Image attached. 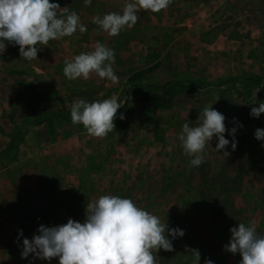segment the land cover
<instances>
[{
	"label": "rangeland",
	"instance_id": "rangeland-1",
	"mask_svg": "<svg viewBox=\"0 0 264 264\" xmlns=\"http://www.w3.org/2000/svg\"><path fill=\"white\" fill-rule=\"evenodd\" d=\"M50 2L59 3L61 12L76 11L87 31L41 45L35 60L19 57L18 46H7L0 54V151L10 134L22 132L16 157L0 163V264H59V258H22L23 239L31 240L40 225H62L70 218L83 223L87 204L101 195L131 198L185 231L173 242L174 251H154L156 264H194L183 242L191 236L190 227L193 240H199L197 250L207 240L197 205L224 187L240 185L233 172V163H240L235 155L264 156V141L254 136L264 128V113L258 119L250 116L252 107L264 103L260 90L237 95L228 83L215 86L227 77H264V0H173L158 13L141 9L137 24L118 36H109L92 20L97 14L122 12L127 0H92L89 6L83 0ZM97 41L114 49L118 82L95 73L87 80L67 79L65 60L93 51ZM143 79L188 83L194 91L178 94L173 106L165 108L140 85ZM113 96L122 107L114 130L103 138L58 117L31 122L42 112L70 110L78 98L93 102ZM211 105L225 115L227 128L236 126L233 117L243 124L236 133L237 147L232 151L229 145L225 157L215 149L213 137L205 163L190 166L178 134L184 123L196 126L200 112ZM225 138L232 139L227 133ZM239 163L245 180L250 161ZM261 168L264 177V164ZM248 191L247 198L261 192L259 187ZM199 253V264H204Z\"/></svg>",
	"mask_w": 264,
	"mask_h": 264
},
{
	"label": "clouds",
	"instance_id": "clouds-1",
	"mask_svg": "<svg viewBox=\"0 0 264 264\" xmlns=\"http://www.w3.org/2000/svg\"><path fill=\"white\" fill-rule=\"evenodd\" d=\"M89 6L92 0H83ZM173 0H127L122 12L97 14L92 22L109 36H118L123 30L133 28L138 22L137 13L143 9L158 13L167 9ZM59 3L50 0H0V54L8 45L18 46L19 57L26 60L38 58L41 45H48L77 31L84 33L87 26L76 11L61 12ZM39 45V47H37ZM115 51L97 41L93 51L82 52L65 60L64 75L69 80H87L92 73L101 79L118 82L113 65ZM260 90L257 89L256 93ZM122 105L118 98L89 102L76 99L70 109L73 124H82L92 137L103 138L114 130V120ZM264 113V103L252 107L250 116L259 118ZM124 119L123 113L119 116ZM224 114L211 106H205L198 117V124L184 123L178 134L190 166L205 163V149L213 137L218 140L216 150L225 157L230 155L229 145L235 151L236 133L243 124L233 117L231 129L226 127ZM227 133L232 139L225 138ZM258 141H264V128L254 133ZM264 147V144L261 145ZM231 239L225 250L242 256L240 264H264V236L257 234L255 221L250 225L239 223L230 229ZM32 239H23L21 256L51 262L59 258V264H156L154 251H174L173 242L182 238L185 231L170 227L167 222L138 206L131 198L118 195H101L88 203L83 223L69 219L57 226L40 225ZM19 235L23 231L19 230ZM187 248V246H186ZM194 264H199L200 253L191 249ZM205 264H214L206 259Z\"/></svg>",
	"mask_w": 264,
	"mask_h": 264
},
{
	"label": "crops",
	"instance_id": "crops-1",
	"mask_svg": "<svg viewBox=\"0 0 264 264\" xmlns=\"http://www.w3.org/2000/svg\"><path fill=\"white\" fill-rule=\"evenodd\" d=\"M235 158L237 161L240 160V163H238L242 165L245 158L250 161V166L246 167L245 172L246 174L250 172V176L244 180L242 178L245 171L243 170V166L241 167L238 163H233L237 166V168L233 170L235 174L234 177H239L236 178L240 180L238 181L240 185L236 188L224 187L222 189L223 192H216L211 200L205 203H199L196 208L198 209L196 214H202L203 218H205L203 221L207 224V226H205V239L207 240L204 241L205 244L203 249L199 250L203 254L204 264L206 259H211L214 264H224V262H222L223 260H225L227 264L240 263L242 256L239 253L232 254L223 247V245L225 246L228 244L231 239L230 229L232 227H238L239 223H244L247 226L250 225L252 221H255L257 234L264 236V194H261L264 189L263 169L261 168L264 164V156L257 155L255 152L251 154L238 153V155H235ZM13 159L4 162H10ZM231 163L230 161L227 166L230 167ZM230 169L231 168H229V170ZM230 174V172L227 173V176H232ZM258 187L261 192L247 198V190L250 192L255 191ZM259 225L261 228L258 227ZM190 228H188V231L189 236H191L188 237L189 240L187 242H183V245L186 243L185 245L188 246L191 251V249H198L199 240H193L195 238L193 237L192 228ZM216 241H220V243ZM5 254L9 255L7 252Z\"/></svg>",
	"mask_w": 264,
	"mask_h": 264
},
{
	"label": "trees",
	"instance_id": "trees-1",
	"mask_svg": "<svg viewBox=\"0 0 264 264\" xmlns=\"http://www.w3.org/2000/svg\"><path fill=\"white\" fill-rule=\"evenodd\" d=\"M8 46L10 47L12 45ZM227 83L237 95H251L254 89L260 88L261 96L264 97V77H227L215 81V86L218 87ZM140 85L145 87L150 94L158 98L165 108H171L173 106V100L178 94L191 93L194 91L193 87L188 83L175 85L171 82L158 83L143 79L140 81ZM53 117H58L66 122L72 123L69 109L39 113L31 122L40 124ZM21 140L22 132L10 134V140L7 146L0 151V163L16 157Z\"/></svg>",
	"mask_w": 264,
	"mask_h": 264
}]
</instances>
